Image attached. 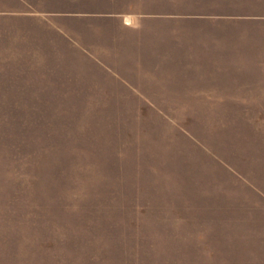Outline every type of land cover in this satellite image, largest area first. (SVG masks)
<instances>
[{"label":"rangeland","instance_id":"rangeland-1","mask_svg":"<svg viewBox=\"0 0 264 264\" xmlns=\"http://www.w3.org/2000/svg\"><path fill=\"white\" fill-rule=\"evenodd\" d=\"M31 47L6 44L0 37V66L8 67L7 74L0 75L4 83L0 96L37 98L38 110L66 116V121L55 117V136L48 139L44 131L22 130L26 125L20 127L7 117L5 124L15 140L35 143L43 159H82L83 180L73 189L86 205L109 212L117 225L132 224L135 239H143L145 253L165 264H264V100L235 101L211 117L185 116L182 109L170 117L190 129L198 127L199 119L210 118L217 134L210 137L209 145L217 159L246 160L237 173L219 172L203 164L200 156L184 155L174 137L175 125L165 117L152 114L138 101L84 99L91 94L66 84L73 78L66 68L54 72L38 67L42 60L27 50ZM4 111L10 112L8 101H0V112ZM96 161L103 164L100 180ZM115 174L130 180L124 188L117 187L127 191L130 200L110 197V177ZM140 205L162 209L165 221L155 212L148 219L139 215ZM162 222L180 232L179 245L172 227L162 235L157 227ZM208 242L215 243L217 250L208 252L204 248ZM5 263L0 253V264ZM114 264H121L118 258Z\"/></svg>","mask_w":264,"mask_h":264},{"label":"crops","instance_id":"crops-1","mask_svg":"<svg viewBox=\"0 0 264 264\" xmlns=\"http://www.w3.org/2000/svg\"><path fill=\"white\" fill-rule=\"evenodd\" d=\"M0 37L32 45L38 67L66 68L84 99L138 101L165 117L184 155L212 170L246 162L217 159L210 118L190 129L170 117L264 100V0H0Z\"/></svg>","mask_w":264,"mask_h":264},{"label":"trees","instance_id":"trees-1","mask_svg":"<svg viewBox=\"0 0 264 264\" xmlns=\"http://www.w3.org/2000/svg\"><path fill=\"white\" fill-rule=\"evenodd\" d=\"M5 73L6 69L0 68V75ZM2 89L4 83L0 82ZM34 99L37 98L0 96V101H8L10 107V112H0V231L4 232L0 236V253L5 256V264H114L117 258L121 264H165L163 259L145 253L143 239H135L132 224L117 225L109 212L86 205L82 194L73 189L75 182L83 180L82 159H43L35 143H21L10 135L5 124L7 117L19 126L26 125L22 130L44 131L48 139L55 136V117L65 123L66 116L38 110ZM72 163L77 170L75 180ZM96 164V178L100 180L103 164ZM114 169L117 170L116 165ZM129 181L116 174L110 177V197L130 200L127 191L117 190ZM152 212L165 221L162 209L153 211L140 205L137 211L147 219ZM174 212L178 221L179 211ZM169 226L165 222L157 224L162 235L171 230L179 245L180 232L174 231V226L169 230ZM193 245L196 250V243ZM215 246L208 242L204 248L212 253L217 250Z\"/></svg>","mask_w":264,"mask_h":264}]
</instances>
